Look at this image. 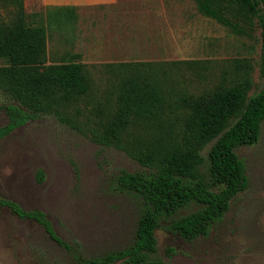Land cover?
Returning <instances> with one entry per match:
<instances>
[{
	"label": "rangeland",
	"instance_id": "obj_1",
	"mask_svg": "<svg viewBox=\"0 0 264 264\" xmlns=\"http://www.w3.org/2000/svg\"><path fill=\"white\" fill-rule=\"evenodd\" d=\"M264 8V0H262ZM25 20L46 25V65L81 63L90 83L87 95L58 114H43L0 139V197L23 211L45 215L55 234L82 259L101 257L131 245L137 208L115 190L120 171L146 172L139 157L179 141L185 112L173 100L227 87L240 78L234 61L251 65L249 97L264 89L261 36L256 17L238 15L236 36L202 16L192 0H118L111 7L76 11L50 9L41 0H20ZM69 9V8H68ZM15 0H0V24L19 16ZM1 65V61H0ZM144 76L169 92L163 116L142 121L122 136L120 148L102 146L101 131L117 109L123 79ZM0 92V128L8 124ZM200 173L209 183L207 153ZM245 165L247 187L229 203L206 237L192 241L161 220L154 231L152 260L165 264H264V121L259 141L235 149ZM194 203L178 219L201 209ZM0 264H80L42 227L0 206ZM115 264H125L119 261Z\"/></svg>",
	"mask_w": 264,
	"mask_h": 264
},
{
	"label": "trees",
	"instance_id": "obj_2",
	"mask_svg": "<svg viewBox=\"0 0 264 264\" xmlns=\"http://www.w3.org/2000/svg\"><path fill=\"white\" fill-rule=\"evenodd\" d=\"M19 16L12 25L0 24V92L12 102L5 107L8 124L0 128V139L43 114H58L67 105L87 95L90 83L81 63L72 61L46 65V25L29 24L20 0ZM197 11L214 20L232 34L242 36L241 26L233 20L238 15L257 18L261 36V71L264 74V8L262 0H192ZM63 10H73L64 8ZM72 12V11H71ZM240 78L227 87L198 96L181 94L174 99L177 110L185 112L179 141L158 150L145 152L140 161L146 172L120 171L115 190L130 198L137 208L134 239L128 247L101 257L82 259L77 249L62 241L45 215L23 211L0 197L22 220L36 222L48 238L73 255L80 264H165L150 259L156 253L154 231L161 220L170 221L169 230L192 241L206 237L211 226L220 221L230 201L247 187L245 165L235 153L241 146L255 145L264 121V89L249 97L252 88L251 65L234 61ZM162 83L144 76H131L120 83L117 109L101 131L91 132L102 146L118 148L130 127L142 121L161 119L167 107L169 92ZM207 153L209 183L200 173ZM202 208L181 218L174 217L189 204Z\"/></svg>",
	"mask_w": 264,
	"mask_h": 264
},
{
	"label": "crops",
	"instance_id": "obj_3",
	"mask_svg": "<svg viewBox=\"0 0 264 264\" xmlns=\"http://www.w3.org/2000/svg\"><path fill=\"white\" fill-rule=\"evenodd\" d=\"M117 2L118 0H41L45 8H69L76 11L95 7H111Z\"/></svg>",
	"mask_w": 264,
	"mask_h": 264
}]
</instances>
